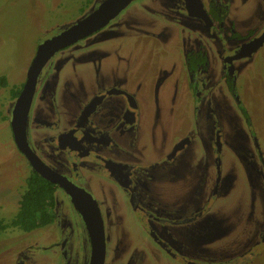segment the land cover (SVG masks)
Wrapping results in <instances>:
<instances>
[{"label":"flooded vegetation","instance_id":"obj_1","mask_svg":"<svg viewBox=\"0 0 264 264\" xmlns=\"http://www.w3.org/2000/svg\"><path fill=\"white\" fill-rule=\"evenodd\" d=\"M99 2L85 0L77 16ZM134 2L57 48L34 77L24 140L54 181L17 149L9 122L37 45L77 16L40 32L9 90L3 112L23 189L36 174L52 201L41 226L0 229L19 245L3 247L0 264H90L96 239L101 264L264 256V146L237 83L264 46V0Z\"/></svg>","mask_w":264,"mask_h":264},{"label":"rangeland","instance_id":"obj_2","mask_svg":"<svg viewBox=\"0 0 264 264\" xmlns=\"http://www.w3.org/2000/svg\"><path fill=\"white\" fill-rule=\"evenodd\" d=\"M56 1L61 2L57 7ZM79 4L83 6L85 0H0V76L5 78L4 85H0V214H5V219L16 211L18 194L14 192L23 189L21 179L26 171L10 140L3 112L9 90L22 79L40 32L55 21L77 16ZM238 79L239 93L255 118L258 139L264 146V46L252 56ZM40 232V228L32 230L24 238H34ZM13 235L0 237V250L8 246L3 252H14L19 247ZM242 264H264V256Z\"/></svg>","mask_w":264,"mask_h":264},{"label":"water","instance_id":"obj_3","mask_svg":"<svg viewBox=\"0 0 264 264\" xmlns=\"http://www.w3.org/2000/svg\"><path fill=\"white\" fill-rule=\"evenodd\" d=\"M129 1L130 0H100L96 7L92 6L88 8V10L77 16L74 20L63 24V28L58 34L44 39L36 47L35 53L26 70L25 82L23 83V86L16 97L9 125L12 132L13 141L17 149L23 152V154L29 160L32 168L43 178L54 181L48 177L44 166L35 157H33L32 154L29 153L23 134L25 114L32 93L34 77L36 76L42 64L52 54L53 51L103 25L109 18L113 17L119 10H121ZM60 184L68 193L70 192V189H72L71 185L67 182H60ZM86 222L91 227L95 223V221L93 223L92 218L91 221L86 219ZM98 241L99 239L93 241V251L91 254L90 264H101L102 246Z\"/></svg>","mask_w":264,"mask_h":264},{"label":"trees","instance_id":"obj_4","mask_svg":"<svg viewBox=\"0 0 264 264\" xmlns=\"http://www.w3.org/2000/svg\"><path fill=\"white\" fill-rule=\"evenodd\" d=\"M5 78L0 76V85H4ZM26 180L25 188L17 200L15 214L8 220L0 218V229L7 226H15L21 230H30L41 226L50 220L49 207L51 206L52 194L48 183L33 175Z\"/></svg>","mask_w":264,"mask_h":264}]
</instances>
